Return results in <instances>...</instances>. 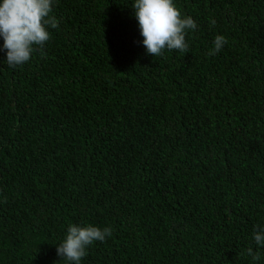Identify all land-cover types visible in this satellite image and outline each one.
<instances>
[{
    "label": "trees",
    "instance_id": "obj_1",
    "mask_svg": "<svg viewBox=\"0 0 264 264\" xmlns=\"http://www.w3.org/2000/svg\"><path fill=\"white\" fill-rule=\"evenodd\" d=\"M173 2L186 53H146L134 0H54L0 51V264H67L70 224L112 229L81 264H264V0Z\"/></svg>",
    "mask_w": 264,
    "mask_h": 264
},
{
    "label": "clouds",
    "instance_id": "obj_2",
    "mask_svg": "<svg viewBox=\"0 0 264 264\" xmlns=\"http://www.w3.org/2000/svg\"><path fill=\"white\" fill-rule=\"evenodd\" d=\"M54 0H2L0 2V37L6 52L8 67L23 65L31 59L35 51L42 50L50 40L49 28H58L60 21L52 15ZM138 21L142 44L146 53L159 57L167 49L188 51L186 33L195 31L197 24L193 18L182 17L173 0H134L132 4ZM215 25V20L210 21ZM214 47L209 55H215L223 49L227 40L217 35ZM43 54V53H42ZM253 95H264V88L259 91L243 90ZM112 235V229H103L93 225L70 224L62 243L57 245V256L67 264H81L87 249L96 241L104 242ZM257 245L264 246V228L257 227L253 234ZM253 260H259V254L248 249Z\"/></svg>",
    "mask_w": 264,
    "mask_h": 264
}]
</instances>
